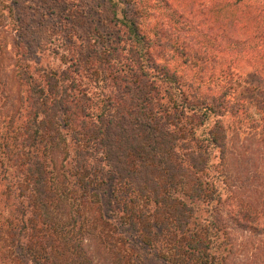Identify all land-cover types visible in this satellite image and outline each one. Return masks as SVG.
Segmentation results:
<instances>
[{"label": "trees", "instance_id": "16d2710c", "mask_svg": "<svg viewBox=\"0 0 264 264\" xmlns=\"http://www.w3.org/2000/svg\"><path fill=\"white\" fill-rule=\"evenodd\" d=\"M131 16L122 21L137 55L131 63L118 48L97 65L86 59L97 76L114 75L102 100L80 79L87 67L20 69L16 150L4 147L0 163L5 241L16 251L0 264H230L242 245L236 233L255 239L254 251L264 246L258 212L227 204L216 180V152L228 147L222 120L250 111L231 85L237 73L187 79ZM248 89L264 121V83Z\"/></svg>", "mask_w": 264, "mask_h": 264}, {"label": "rangeland", "instance_id": "374dc122", "mask_svg": "<svg viewBox=\"0 0 264 264\" xmlns=\"http://www.w3.org/2000/svg\"><path fill=\"white\" fill-rule=\"evenodd\" d=\"M119 1L0 0V163L5 159L4 147L16 150L21 99L25 95L20 69L29 65L33 72L37 65L62 72L74 71L77 64L87 67L82 71L86 77L80 79L92 97L102 100L112 91L114 75L101 71L97 76L86 59L90 56L97 65L95 59L114 55V48L127 57L125 62L131 63L129 59L137 57L127 48H132L129 29L122 24L127 12L139 20L147 41L156 39L162 43L158 49L167 53L168 62L187 79L196 83L202 79L222 81L224 72L237 73L231 76L237 79L231 85L239 88L236 97L241 94L247 99L250 111L222 120L228 133V147L225 156L216 152L214 163L220 167L216 180L225 192L227 204L254 209L264 227V121L256 115V93L248 89L264 83V0ZM176 48L197 55L183 58L172 51ZM112 64L117 65L114 61ZM231 78L226 75L225 80ZM232 86H227L229 91ZM2 190L4 187L0 186ZM103 191L106 196L102 202L107 204L109 186ZM2 195L1 259L13 257L16 251L5 241L9 203ZM235 235L242 245L232 255L230 264H264V246L254 251L255 239ZM91 251L95 252L93 246Z\"/></svg>", "mask_w": 264, "mask_h": 264}]
</instances>
